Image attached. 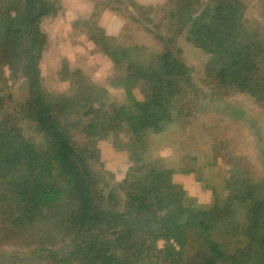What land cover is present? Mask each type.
Wrapping results in <instances>:
<instances>
[{
  "label": "trees",
  "instance_id": "trees-1",
  "mask_svg": "<svg viewBox=\"0 0 264 264\" xmlns=\"http://www.w3.org/2000/svg\"><path fill=\"white\" fill-rule=\"evenodd\" d=\"M128 1L134 22L161 47L145 52L94 37L123 71L116 79L124 81L127 101L114 104L104 86L66 66L68 92H45L39 21L53 2L0 0V264H264V180L230 176L226 193L212 189L213 203L204 207L173 182L174 168L147 162L144 144L119 181L96 151L118 128L140 143L181 116L177 97L193 86L177 44L183 34L208 55L211 99L240 92L264 108L262 23L246 0ZM154 13L161 17L152 25ZM17 72L27 85L23 101L9 93ZM129 85L140 86L143 98Z\"/></svg>",
  "mask_w": 264,
  "mask_h": 264
},
{
  "label": "rangeland",
  "instance_id": "rangeland-1",
  "mask_svg": "<svg viewBox=\"0 0 264 264\" xmlns=\"http://www.w3.org/2000/svg\"><path fill=\"white\" fill-rule=\"evenodd\" d=\"M50 1L53 2L52 13L39 21L45 37L38 61L39 80L44 91L50 94L68 92L69 78L63 74L66 66L68 73L80 69L88 81L104 86L109 102L125 103L126 85L116 79L123 71L115 69L104 49L93 39L101 42L104 39L106 46L138 44L147 48L145 52L158 51L159 43L156 44L142 25L134 22L136 11L130 2ZM132 1L145 6H161L167 0ZM246 1L250 3L249 15L259 19L264 34V18L260 16L264 0ZM160 17L161 13L152 14V25ZM177 44L193 82V86L185 84L184 92L177 97L176 108L181 116L167 125L164 132L149 133L140 143L137 140L132 143L128 130L118 128L96 144V151L104 169L119 181L131 171L133 157L144 144L147 162L156 158L174 168L173 182L180 184L190 199L206 207L213 203L212 189L220 197L226 193L224 184L230 176L238 180H264V108L240 92L211 99L207 95L209 87L204 73L208 55L187 43L184 34ZM5 72L8 74L7 70ZM8 86L15 100H25L27 85L19 72L9 78ZM128 87L136 99L143 98L140 86ZM157 245L162 247L163 241L158 240Z\"/></svg>",
  "mask_w": 264,
  "mask_h": 264
}]
</instances>
